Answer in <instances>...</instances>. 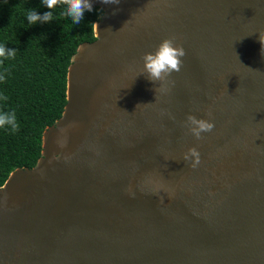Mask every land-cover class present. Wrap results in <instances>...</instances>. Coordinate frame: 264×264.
<instances>
[{
    "label": "water",
    "instance_id": "water-1",
    "mask_svg": "<svg viewBox=\"0 0 264 264\" xmlns=\"http://www.w3.org/2000/svg\"><path fill=\"white\" fill-rule=\"evenodd\" d=\"M92 2L62 117L0 188V264H264V0ZM173 35L156 93L142 56Z\"/></svg>",
    "mask_w": 264,
    "mask_h": 264
},
{
    "label": "trees",
    "instance_id": "trees-1",
    "mask_svg": "<svg viewBox=\"0 0 264 264\" xmlns=\"http://www.w3.org/2000/svg\"><path fill=\"white\" fill-rule=\"evenodd\" d=\"M49 11L42 0H0V43L17 49L14 59L0 65L10 69L0 82V110H15L19 130L0 129V188L17 169L33 168L42 155L44 131L54 125L67 104V76L78 47L95 41L94 26L103 15L99 7L85 12L79 25L62 17L66 5L51 11L53 20L29 24L26 11ZM95 22V23H93Z\"/></svg>",
    "mask_w": 264,
    "mask_h": 264
},
{
    "label": "clouds",
    "instance_id": "clouds-1",
    "mask_svg": "<svg viewBox=\"0 0 264 264\" xmlns=\"http://www.w3.org/2000/svg\"><path fill=\"white\" fill-rule=\"evenodd\" d=\"M104 4H119L120 0H101ZM44 6L49 11L44 12L42 15L33 8H29L26 11V18L29 24H36L41 22H50L53 20V12L58 4L66 5V10L62 14L61 18L66 16L72 18V25H79L84 19L85 12L93 11L92 0H42ZM115 11V10H114ZM95 23V22H93ZM259 40L264 45V32L259 34ZM17 49L9 48L4 43H0V65L3 61L9 58L14 59L17 54ZM187 52L183 44L177 43V38L168 36L164 38L154 51L145 52L142 56L144 66L141 74L146 73L147 78L157 84L159 87L155 88V92L166 94L170 92L171 85L175 83L172 79L174 72L181 71L183 60L182 57L186 56ZM10 72V69H5L4 72H0V82L6 80V74ZM8 97L0 93V101H7ZM149 104V103H148ZM208 116L211 117V111L208 112ZM185 125L188 131L197 139L203 138L202 134L205 132H211L215 127V121L213 119L198 118L194 114H189L185 121ZM10 128L11 132L19 130V123L15 110L4 111L0 110V129ZM63 131V129H61ZM63 146V145H61ZM194 158V159H193ZM186 161L191 160V167L196 168L201 162L200 152L197 147H191L184 154Z\"/></svg>",
    "mask_w": 264,
    "mask_h": 264
}]
</instances>
